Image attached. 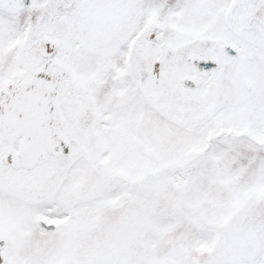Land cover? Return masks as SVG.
Here are the masks:
<instances>
[{"label": "snow or ice", "instance_id": "snow-or-ice-1", "mask_svg": "<svg viewBox=\"0 0 264 264\" xmlns=\"http://www.w3.org/2000/svg\"><path fill=\"white\" fill-rule=\"evenodd\" d=\"M0 264H264V0H0Z\"/></svg>", "mask_w": 264, "mask_h": 264}]
</instances>
